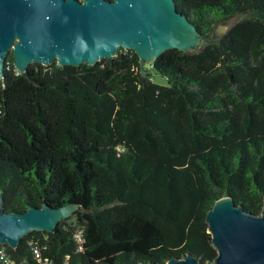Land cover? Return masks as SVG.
I'll return each mask as SVG.
<instances>
[{
    "label": "trees",
    "instance_id": "16d2710c",
    "mask_svg": "<svg viewBox=\"0 0 264 264\" xmlns=\"http://www.w3.org/2000/svg\"><path fill=\"white\" fill-rule=\"evenodd\" d=\"M113 1V0H111ZM208 37L150 64L134 50L81 66L10 53L0 83V192L7 212L79 205L76 221L32 231L7 252L19 263H166L217 256L208 211L230 196L264 205V0H176ZM146 71V73H144Z\"/></svg>",
    "mask_w": 264,
    "mask_h": 264
},
{
    "label": "water",
    "instance_id": "95a60500",
    "mask_svg": "<svg viewBox=\"0 0 264 264\" xmlns=\"http://www.w3.org/2000/svg\"><path fill=\"white\" fill-rule=\"evenodd\" d=\"M231 25L232 21L217 25L207 42L177 9L176 0H0V78L10 53L20 73L30 63L94 65L116 56L120 48L134 50L147 64L170 49L193 52L206 46ZM3 204L0 192V245L12 249L32 231L55 232L61 220L79 207L44 203L25 212H7ZM206 220L217 250L209 264H264V205L256 214L227 196L215 202ZM167 264H200V258L188 253Z\"/></svg>",
    "mask_w": 264,
    "mask_h": 264
},
{
    "label": "rangeland",
    "instance_id": "374dc122",
    "mask_svg": "<svg viewBox=\"0 0 264 264\" xmlns=\"http://www.w3.org/2000/svg\"><path fill=\"white\" fill-rule=\"evenodd\" d=\"M234 23V21H232V24ZM213 32V31H212ZM212 32H211V34L208 36V37H206V39H204L205 41H207V42H210L212 39H213V34H212ZM226 33V32H225ZM224 33V34H225ZM223 34V35H224ZM222 35V36H223ZM221 36V37H222ZM220 37V38H221ZM219 38V39H220ZM218 39V40H219ZM217 41V40H216ZM204 47V46H203ZM202 48V47H201ZM199 49V48H198ZM126 50H128V49H125V48H120L119 49V51H124V52H126ZM117 54V53H116ZM33 63H30L29 65H28V67H30L31 65H32ZM150 64L151 63H147V64H144L145 65V68L147 69V70H149L150 72H151V74H152V76H153V80L156 82V83H159V84H166L167 83V80H166V78L165 77H163L162 75H160L158 72H156V70L153 68V67H151L150 66ZM27 67V68H28ZM78 208L72 213V214H70V215H67L66 217H64L62 220H65V219H67V222L68 223H73L74 224V222L76 221V218H77V212H78ZM61 220V221H62ZM164 264H167V262L166 263H164Z\"/></svg>",
    "mask_w": 264,
    "mask_h": 264
},
{
    "label": "built area",
    "instance_id": "2783aa9c",
    "mask_svg": "<svg viewBox=\"0 0 264 264\" xmlns=\"http://www.w3.org/2000/svg\"><path fill=\"white\" fill-rule=\"evenodd\" d=\"M4 79V76H2L0 78V83L1 81ZM35 256L37 258V260L41 263V264H48L51 263V261H49L48 259L45 260V262L42 261L41 258V254L38 252V250L35 249ZM0 264H23V263H19L17 262L6 250L4 245H0Z\"/></svg>",
    "mask_w": 264,
    "mask_h": 264
}]
</instances>
